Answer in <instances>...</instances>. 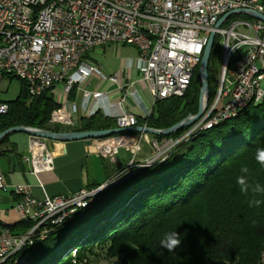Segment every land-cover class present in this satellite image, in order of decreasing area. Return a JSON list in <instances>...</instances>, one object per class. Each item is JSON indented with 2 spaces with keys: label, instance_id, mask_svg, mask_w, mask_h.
Segmentation results:
<instances>
[{
  "label": "built area",
  "instance_id": "built-area-1",
  "mask_svg": "<svg viewBox=\"0 0 264 264\" xmlns=\"http://www.w3.org/2000/svg\"><path fill=\"white\" fill-rule=\"evenodd\" d=\"M240 11L264 16V0H0V78L14 76L26 84L29 97L62 85L64 94L85 84L93 74L104 78L85 55L108 43L129 44L137 49L140 79L152 99L181 97L186 92L203 49L217 21L233 13L215 30L221 50V72L213 98L206 94L203 112L186 132L160 144L161 161L175 144L191 139L197 132L217 127L249 104L264 99L260 82L264 79V22ZM116 82V75L109 77ZM84 99L96 106L106 99L102 92L83 90ZM77 106L65 101L54 109L49 125L74 128ZM8 110L0 102V115ZM89 117V116H88ZM136 118L120 113L116 128L135 127ZM112 138L128 144L109 147ZM143 133H122L90 140L94 152L112 164L119 148L133 161L141 149ZM155 143L152 144L155 148ZM23 158L33 177L54 169V157L46 140L32 137ZM149 165V164H148ZM0 170V198L8 184ZM18 196L15 210L20 221L31 227L23 235L0 224V264H23L24 255L15 254L32 242L43 239L49 229L69 221L96 199L88 188L76 192L35 199L26 185L13 187ZM256 264H264V246ZM75 250L71 251L74 258ZM73 264H88L73 260Z\"/></svg>",
  "mask_w": 264,
  "mask_h": 264
},
{
  "label": "trees",
  "instance_id": "trees-1",
  "mask_svg": "<svg viewBox=\"0 0 264 264\" xmlns=\"http://www.w3.org/2000/svg\"><path fill=\"white\" fill-rule=\"evenodd\" d=\"M219 49L215 37L207 63L208 101L217 87ZM198 66L183 96L154 101L146 118L135 119L136 125L164 130L195 115ZM7 77L19 82V93L3 102L8 110L0 115V132L17 126L52 132L116 128L115 121L99 111L79 119L74 128L49 125L51 112L60 107L51 90L29 97L23 81ZM186 130L149 136L160 142L176 139ZM113 136L117 135L108 137ZM8 137L0 140L1 155L14 150ZM258 148H264V99L217 127L175 144L163 161H155L102 192L88 207L14 257L25 253L23 264H73V260L92 264L98 259L112 264H256L264 246V193L254 195L250 189L244 194L236 181L246 166L248 183L264 187V166L255 160ZM253 199L261 201L259 207L249 205ZM30 227V222L20 221L8 231L24 233ZM173 231L181 245L169 252L160 247V241Z\"/></svg>",
  "mask_w": 264,
  "mask_h": 264
},
{
  "label": "crops",
  "instance_id": "crops-1",
  "mask_svg": "<svg viewBox=\"0 0 264 264\" xmlns=\"http://www.w3.org/2000/svg\"><path fill=\"white\" fill-rule=\"evenodd\" d=\"M137 55V49L129 44L107 42L94 47L84 59L95 64L104 78L93 74L85 84L73 87L70 94H64L62 85H57L51 90L54 101L59 105L65 101L74 102L78 109V120L96 111L111 119L120 113L131 114L136 120L146 118L153 102L144 83L139 80L141 74L137 67ZM113 75H116V82L108 80ZM6 78L9 80L6 76L0 78V85L7 82ZM83 90L102 92L106 99L100 100V106H96L91 98L84 99ZM11 100L0 97V102ZM8 136V142L14 146V150L5 155L0 153V170L8 184L7 189L1 193L0 224L8 227L20 222L15 210L14 203L17 202L18 196L12 191L14 186L26 185L35 199L42 200L45 196L65 195L100 185L114 171L121 169L130 161L115 157L116 164H112L108 159L98 156L91 148L90 142L87 144L83 140L46 141L54 157V169L41 173L36 178L30 174L28 165L23 161L32 137L23 133H12Z\"/></svg>",
  "mask_w": 264,
  "mask_h": 264
},
{
  "label": "water",
  "instance_id": "water-1",
  "mask_svg": "<svg viewBox=\"0 0 264 264\" xmlns=\"http://www.w3.org/2000/svg\"><path fill=\"white\" fill-rule=\"evenodd\" d=\"M239 13L250 15L256 19H259L264 22V16L253 12V11H240ZM233 13L226 14L225 16L221 17L217 23L214 25V30L210 32L207 43L202 50V56H201V61L198 66V73H199V78H200V89L199 91V97H198V109L197 113L195 115H188L184 119H182L180 122L176 123L175 125L162 129V130H157V129H152L148 128L146 126H135V127H130V128H113V129H108V130H100V131H66V132H52L48 130H41V129H35V128H29V127H22V126H17V127H11L8 128L2 132H0V140L12 133H23L26 135H29L31 137H38L41 139H44L46 141H55V142H72V141H78V140H83L87 144H89L90 140L94 139H99L103 137H108L112 135H118L122 133H143L145 135H154V136H168L174 132H177L182 129H188L190 128L196 121L200 119V116L202 115L203 112V102L205 99V96L207 94V89H208V75H207V66H208V61L210 57V53L213 47L214 43V36H215V30L218 29L226 19L232 15ZM160 160V159H157ZM155 158L153 160H148L145 163L141 164L137 160H130L127 165H125L123 168L128 169L129 172L124 173H117L119 171H116L114 173L117 174V176H114L112 174L108 179H106L104 182H102L100 185H96L95 187L90 188V191H96L97 196L101 194L102 192L110 189L113 185L118 184L125 178L129 177L132 175L134 172H139L140 169H143L145 167H148L152 165L155 161H157ZM149 164V165H148ZM122 175V176H121ZM96 196V197H97ZM67 222V221H66ZM65 223V222H64ZM62 226V225H61ZM25 248V247H24ZM23 249V248H22ZM21 249V250H22ZM20 250V251H21ZM18 251L15 256L20 252ZM24 253H21L19 256H23ZM14 257V256H13Z\"/></svg>",
  "mask_w": 264,
  "mask_h": 264
},
{
  "label": "rangeland",
  "instance_id": "rangeland-1",
  "mask_svg": "<svg viewBox=\"0 0 264 264\" xmlns=\"http://www.w3.org/2000/svg\"><path fill=\"white\" fill-rule=\"evenodd\" d=\"M220 72H221V66H220V70L218 71V74L216 75V83H218V79H219L218 76H220ZM6 81L7 82H5V83L3 82L0 85V97H1V99H4V100L14 99V97H17V94H18V90H19L18 83L19 82L15 79H9V80L7 79ZM260 88L264 89V79L260 82ZM146 137H147V140L149 141V143H146L142 140L141 145H140L141 146L140 152H138L137 155L135 156V159H133V160H135V162L137 160L141 164L145 163L148 160H153V158H155L157 160L158 158L164 157V156L159 157V155H160L159 154L160 153L159 148L161 147L160 144H163L165 140L158 142L156 140L151 139V137L149 135H146ZM153 143H155L154 145H156L157 148L152 146ZM172 148L173 147H171L169 150H171ZM116 157L119 159L120 158L121 159H131L132 158V156L129 155L123 148L118 149V154L116 155ZM117 171H119V169ZM114 172H113L114 176L112 175V177L117 176V174ZM126 172H129V170L126 169V171H125V169L122 167L121 170L117 173H120V174L124 173L125 174ZM25 233L26 232L16 233V234L17 235H22V234L24 235ZM23 255H25V253ZM92 264H112V261L106 260V259H98V260L93 261Z\"/></svg>",
  "mask_w": 264,
  "mask_h": 264
},
{
  "label": "clouds",
  "instance_id": "clouds-1",
  "mask_svg": "<svg viewBox=\"0 0 264 264\" xmlns=\"http://www.w3.org/2000/svg\"><path fill=\"white\" fill-rule=\"evenodd\" d=\"M255 160L261 166H264V148L256 149ZM248 172H249L248 167L245 166L241 168L242 175L239 176L236 181L237 184L240 186V191L244 194H247L251 189V192L254 195L264 193V187H262L259 183H256L254 185H250L248 183L246 179V174H248ZM260 204L261 201L259 199H253L249 201L250 206L259 207ZM180 245H181V240L176 231L166 233L163 239L160 241V247L166 249L169 252H174V250L177 249Z\"/></svg>",
  "mask_w": 264,
  "mask_h": 264
},
{
  "label": "bare ground",
  "instance_id": "bare-ground-1",
  "mask_svg": "<svg viewBox=\"0 0 264 264\" xmlns=\"http://www.w3.org/2000/svg\"><path fill=\"white\" fill-rule=\"evenodd\" d=\"M128 144L129 141H127L125 138H112V140H110L108 146L109 147H114L116 146L117 144Z\"/></svg>",
  "mask_w": 264,
  "mask_h": 264
}]
</instances>
